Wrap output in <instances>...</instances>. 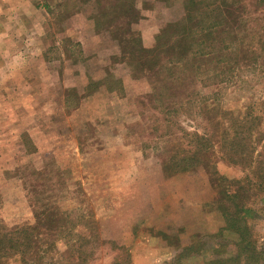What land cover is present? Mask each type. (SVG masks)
Returning a JSON list of instances; mask_svg holds the SVG:
<instances>
[{
    "label": "rangeland",
    "instance_id": "obj_1",
    "mask_svg": "<svg viewBox=\"0 0 264 264\" xmlns=\"http://www.w3.org/2000/svg\"><path fill=\"white\" fill-rule=\"evenodd\" d=\"M189 1L0 0V264H248L236 227L264 264V1L202 0L143 73Z\"/></svg>",
    "mask_w": 264,
    "mask_h": 264
},
{
    "label": "trees",
    "instance_id": "obj_2",
    "mask_svg": "<svg viewBox=\"0 0 264 264\" xmlns=\"http://www.w3.org/2000/svg\"><path fill=\"white\" fill-rule=\"evenodd\" d=\"M120 1V0H119ZM214 2H220L222 3L221 5H227L226 0H213ZM264 0H254V1H250L249 3L253 5V7H257L260 2H263ZM191 3V4H190ZM200 3H206V6H208L207 2H204L202 0H190L189 4H190V8H193L194 12H197V5ZM235 3V0L233 1V4ZM220 5V7H221ZM230 5V3H229ZM210 13L212 12H218V15H222L223 14V10H220L217 6L211 7L210 6ZM204 13L201 12L200 16H199V11L198 13H196L195 16L189 15L188 18H184L181 23L182 24H175V23H170L167 24L155 37V41L152 47L150 48H144L143 46H141L139 43H137V47L139 48L138 50L140 51L142 56V60L138 63V66L140 68V70L145 73V72H154V74L156 75V77H158L161 73L167 72L169 69L167 67V65H181L182 63L184 64L185 62H187V58H189V53L192 52V44L194 42V36H195V32L194 30L196 29L195 26L193 25H188L186 22H192V21H196L198 23H202L203 21H201V19L203 20L204 18ZM217 14V13H216ZM213 17V15H212ZM215 21V20H214ZM220 21H215V25H220L219 24ZM179 23V22H176ZM221 23V22H220ZM180 28V30L182 31L179 32L181 33V37H180V42H186L187 46L186 49L187 51H181L180 49H175L174 51L170 48L169 45V41L170 38L173 36V31L172 30H176ZM212 28H208L207 30H205L204 32L208 33L209 30H211ZM204 35H202L203 37ZM140 42V41H139ZM263 50L261 47H259V51ZM194 52V51H193ZM193 52L191 54H193ZM174 54H178L179 56H174ZM258 57H264V50H263V56H258ZM224 60V59H222ZM130 67L137 69V66L135 65V63H128ZM132 65V66H131ZM248 70H250V68H248ZM252 71L254 72V68L252 69ZM239 118V117H238ZM240 119V118H239ZM241 120V119H240ZM234 127L233 129V137L234 139V144H232L233 148H237L238 144H236V142L240 143L242 146H240V148L242 149L244 147V136L247 137V135L244 133V126H242V123L240 121H238L237 119L234 121L233 125ZM252 132V131H251ZM252 133H248V137L251 135ZM244 135V136H243ZM253 136V135H252ZM205 140V139H204ZM251 141V139H250ZM253 143V141H252ZM202 145H204V143L202 142ZM208 148V146H205V149ZM174 157H171L170 159H173ZM186 162L189 161V159H185ZM205 163L207 161H204ZM171 167L174 168V171L177 172H181L184 171L185 169H188L187 166H182V165H177L176 163H174V165H172ZM170 168V167H169ZM242 207H238V206H234L232 207L231 211L232 213H229L228 209L226 210L227 212L224 213V216H226L227 218L230 217L232 220H234V223H231V220H225L226 222V227L225 228H230L232 229L233 226L235 225L236 222H239L241 220V211ZM236 231L239 234L240 240L239 242H237L235 244L236 247V251L238 253H240L241 255L246 256V260L248 262V264H253L254 262L257 261V256L256 254L259 253L257 250L262 249V245L258 244H250V248L251 250H249L247 247H245L243 244L246 242V239L244 237V230L241 229L240 227H236ZM234 262H236L237 258L233 257ZM230 260L233 261L231 258L230 259H214L209 261L210 264H230ZM177 263H179V261H177ZM243 264H246L245 262H243Z\"/></svg>",
    "mask_w": 264,
    "mask_h": 264
},
{
    "label": "crops",
    "instance_id": "obj_3",
    "mask_svg": "<svg viewBox=\"0 0 264 264\" xmlns=\"http://www.w3.org/2000/svg\"><path fill=\"white\" fill-rule=\"evenodd\" d=\"M6 7V6H5Z\"/></svg>",
    "mask_w": 264,
    "mask_h": 264
}]
</instances>
